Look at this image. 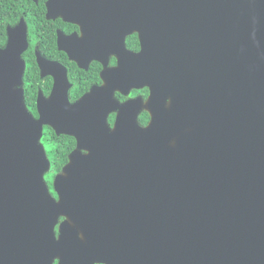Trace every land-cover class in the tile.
<instances>
[{
  "label": "water",
  "instance_id": "1",
  "mask_svg": "<svg viewBox=\"0 0 264 264\" xmlns=\"http://www.w3.org/2000/svg\"><path fill=\"white\" fill-rule=\"evenodd\" d=\"M160 2L198 25L188 31L199 47L175 66L180 78L164 75L152 89L147 126L139 101L119 106L110 128L116 101L102 109L91 96L66 98L54 127L77 145L54 181L58 201L43 181L51 163L40 123L24 104L0 111L2 152L14 153L22 122L34 125L30 167L46 201L66 212L63 233L83 255L109 250L113 264H264V0ZM188 31L178 32L181 44L194 42Z\"/></svg>",
  "mask_w": 264,
  "mask_h": 264
},
{
  "label": "flooded vegetation",
  "instance_id": "2",
  "mask_svg": "<svg viewBox=\"0 0 264 264\" xmlns=\"http://www.w3.org/2000/svg\"><path fill=\"white\" fill-rule=\"evenodd\" d=\"M160 1L0 0V53L13 49L0 58V111L18 112L24 104L26 117L39 121V143L51 163L43 181L56 201L54 181L61 171L52 169V146L68 138L77 145L73 135L54 127L63 119V101L91 96L102 109L116 101L118 109L107 116L110 128L119 106L139 101L138 122L145 127L154 111L152 89L164 75L172 79L175 66L188 64L199 47L192 34L198 25L179 18L182 11H164ZM179 31H188L194 42L181 44ZM203 47L206 55L205 36ZM22 123L13 154H3L0 131V264H113L109 250L83 255L73 236L63 233L66 212L46 201L43 181L30 167L34 125Z\"/></svg>",
  "mask_w": 264,
  "mask_h": 264
},
{
  "label": "trees",
  "instance_id": "3",
  "mask_svg": "<svg viewBox=\"0 0 264 264\" xmlns=\"http://www.w3.org/2000/svg\"><path fill=\"white\" fill-rule=\"evenodd\" d=\"M75 142L67 139L65 145L56 144L52 146V169L61 171L62 167L68 162L69 154L74 149Z\"/></svg>",
  "mask_w": 264,
  "mask_h": 264
}]
</instances>
